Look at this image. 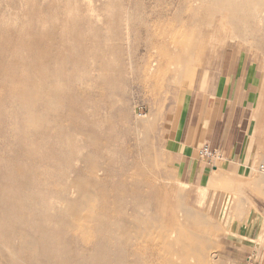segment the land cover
<instances>
[{"label": "rangeland", "instance_id": "1", "mask_svg": "<svg viewBox=\"0 0 264 264\" xmlns=\"http://www.w3.org/2000/svg\"><path fill=\"white\" fill-rule=\"evenodd\" d=\"M200 2L0 0V264H158L155 249L121 239L116 227L134 217L161 224L167 237L196 216L213 264H229L231 223L257 212L255 243L264 247V199L250 192L255 177L264 190L258 164L218 158L205 164L206 184L185 182L161 131L178 102L213 103L219 63L236 54L233 76L220 77L222 103L256 90L246 129L261 127L264 140V6L206 20ZM227 115L211 122L232 121ZM76 183L95 198L97 223L65 213ZM181 210L192 216L179 223Z\"/></svg>", "mask_w": 264, "mask_h": 264}, {"label": "crops", "instance_id": "2", "mask_svg": "<svg viewBox=\"0 0 264 264\" xmlns=\"http://www.w3.org/2000/svg\"><path fill=\"white\" fill-rule=\"evenodd\" d=\"M237 59L236 54L229 56L227 64L221 59L219 75L214 83L215 96L212 104L209 102L210 97L206 103L204 97L199 100L201 96L198 95L191 105L190 97L186 102H178L173 110L166 112L161 122L164 138L176 155L174 161L176 174L185 182L198 184L208 182L210 173L205 164L209 162L198 156V149L202 144H207L219 153L221 163L237 164L238 167L249 170L258 164L256 170L264 171V140L260 138L262 128L257 127L254 130L251 126L250 129H246L248 119L252 120L257 112L256 100H253L256 90L254 93L249 92L245 99L234 96L226 103H222L223 91L226 89L220 77L233 76L237 69ZM234 91L246 92L247 88L246 86L238 88L236 85ZM248 105L251 107L250 115ZM225 114H229L227 116L231 117L232 121L211 122L212 117L219 115L222 118ZM206 119L210 121L208 127L205 125ZM239 184L238 189L243 186L242 183ZM250 184L252 189L250 192L264 199V190L259 178H253ZM259 215L253 212L251 215L239 216L238 218H242L240 222L231 223L230 234L234 236V242L231 240L232 248L226 256L229 264H264V247L255 243L258 236L256 230L258 228L255 226L258 224Z\"/></svg>", "mask_w": 264, "mask_h": 264}, {"label": "bare ground", "instance_id": "3", "mask_svg": "<svg viewBox=\"0 0 264 264\" xmlns=\"http://www.w3.org/2000/svg\"><path fill=\"white\" fill-rule=\"evenodd\" d=\"M189 2V1H188ZM198 3V2H197ZM263 7L264 0H201L199 7H203L206 13V20L209 19V16L212 15L214 12H220L224 16L228 18V20L232 17L238 18L239 13L242 15L244 14L245 9L254 10L256 7ZM156 11V10H154ZM241 11V12H239ZM170 12V11H169ZM155 13V12H154ZM203 13V12H202ZM157 14V13H156ZM162 14V13H161ZM263 14V13H262ZM241 15V16H242ZM261 15V14H260ZM164 17V16H163ZM263 16L261 15L259 20L262 19ZM98 19V18H97ZM243 19V18H242ZM245 19V18H244ZM227 21V20H226ZM58 22V21H57ZM127 22V21H126ZM141 24V23H140ZM262 24V23H261ZM171 25V24H170ZM155 26V24H154ZM157 26V25H156ZM169 26V25H168ZM250 28H252L250 26ZM148 30V29H147ZM177 31V30H176ZM252 31V30H251ZM161 32V31H160ZM163 32V31H162ZM179 34V33H178ZM158 35V34H157ZM169 35V34H168ZM173 35V34H172ZM183 35V34H182ZM260 35V34H259ZM160 36V35H159ZM163 36V35H162ZM264 36V35H263ZM169 37V36H168ZM233 37V36H232ZM161 38V37H160ZM175 38V36H174ZM190 38V37H189ZM188 38V39H189ZM179 39V38H178ZM259 39V38H258ZM186 40V39H185ZM179 41V40H178ZM188 41V40H187ZM175 41H173L174 43ZM176 44V43H175ZM191 47V46H190ZM186 56V55H185ZM171 57V56H170ZM177 61V60H176ZM173 62V61H172ZM184 64V62H183ZM187 64V63H186ZM174 65H176L174 63ZM180 65V64H179ZM178 65V66H179ZM188 65V64H187ZM190 65V64H189ZM148 66V65H147ZM172 66V65H171ZM182 66H179L180 70ZM173 66L172 68H174ZM186 67V66H184ZM176 68V67H175ZM185 69V68H184ZM189 69V66H188ZM186 70V69H185ZM147 71V70H146ZM161 71V70H160ZM105 72V71H104ZM187 72V71H186ZM52 73V72H51ZM177 73V72H176ZM184 73V72H183ZM153 75V74H152ZM82 84V83H81ZM89 85V84H88ZM101 85V84H100ZM102 87V86H100ZM81 90V89H80ZM24 101V100H23ZM121 107V106H120ZM90 108V107H89ZM66 112V111H65ZM64 112V113H65ZM71 112V111H70ZM74 112V111H73ZM125 113V112H124ZM106 117H108L106 115ZM71 123V122H70ZM101 127V126H100ZM91 128V127H90ZM91 132V131H90ZM90 134V133H89ZM93 134V133H92ZM95 134V133H94ZM87 136V135H86ZM96 137V136H95ZM101 140V139H100ZM88 141H86L87 143ZM101 142V141H99ZM94 143V142H93ZM94 147V144H93ZM96 147V146H95ZM100 147V146H99ZM95 148H93L94 150ZM97 150V149H96ZM91 152V150H90ZM85 153V152H84ZM88 154V152H87ZM85 153V155H87ZM88 156V155H87ZM106 157V156H105ZM91 159V158H90ZM81 161V160H80ZM87 163H85L86 165ZM81 167V166H80ZM88 169L94 171L95 169V161L89 160ZM105 167V166H104ZM125 167V166H124ZM84 170L86 169L84 166L81 167ZM133 168V167H132ZM69 169V168H68ZM79 169V168H78ZM110 169V168H109ZM136 169V168H135ZM103 170V169H102ZM87 171V170H85ZM84 171V172H85ZM131 171V170H130ZM79 172V171H78ZM89 172V171H88ZM109 172V170L107 171ZM137 172V171H136ZM134 172V173H136ZM95 173V172H94ZM106 173V172H105ZM131 173V172H130ZM128 173V174H130ZM132 174L136 176L135 174ZM107 175V174H106ZM110 175V174H108ZM117 175V174H116ZM120 176V174H118ZM101 175H99L100 177ZM111 176V175H110ZM115 176V175H114ZM129 176V175H128ZM25 177V176H24ZM104 177V176H103ZM109 176H107L108 178ZM138 177V176H137ZM90 178V177H89ZM123 178V177H122ZM152 178V177H151ZM103 179V178H101ZM117 179V178H116ZM115 179V180H116ZM130 179V178H129ZM87 180V179H86ZM119 180V178H118ZM125 180V179H124ZM80 182V181H79ZM104 182V181H103ZM30 184V182H28ZM82 183V182H81ZM76 183L75 189L77 192V197L72 200V202L68 203L69 205L65 209V213H70L76 221H79V225H83L84 222H94L97 223L99 219L98 215L94 213V204L96 202L95 198L91 196L87 188L81 184ZM109 183V182H108ZM125 183V182H123ZM109 185V184H108ZM126 185V184H125ZM117 186V185H116ZM110 187V186H109ZM108 187V188H109ZM140 187V186H139ZM113 188V187H112ZM116 188V187H115ZM144 188V187H143ZM110 189V188H109ZM108 189V190H109ZM145 189V188H144ZM72 190V189H71ZM91 190V189H90ZM112 190V189H111ZM120 190V189H119ZM130 190V188H129ZM113 191V190H112ZM117 192V190H115ZM75 192V193H76ZM114 192V191H113ZM130 192V191H129ZM128 192V193H129ZM112 193V192H111ZM110 194V192H109ZM120 194V193H118ZM144 194V193H143ZM31 195V194H30ZM115 195V194H114ZM121 196V195H119ZM115 197V196H114ZM105 198V196H104ZM112 201V197H110ZM116 198V197H115ZM119 199V197L117 196ZM103 199V198H102ZM109 199V198H108ZM117 201V199H115ZM153 202V200H151ZM110 201H108L109 203ZM39 203V202H38ZM123 203V202H122ZM121 203V205H122ZM67 204V202H66ZM109 204H113L112 202ZM156 204V203H155ZM114 205V204H113ZM154 205V203H153ZM116 206V205H115ZM120 206V205H119ZM155 206V205H154ZM122 207V206H121ZM153 207V206H152ZM151 207V209H152ZM113 208V207H112ZM115 209V208H114ZM113 209V210H114ZM64 210V209H63ZM120 210V209H119ZM112 212V211H111ZM182 214L179 216V221H184L189 219L192 214L186 210H181ZM154 213V211H153ZM52 214V213H51ZM155 214V213H154ZM112 216V213H111ZM115 218V217H114ZM123 218V217H122ZM61 219V218H59ZM73 219V221H74ZM126 219V218H125ZM124 219V220H125ZM123 220V219H122ZM62 221V220H61ZM65 221V220H63ZM180 223V222H179ZM57 224V223H56ZM68 224V223H67ZM65 224V226L67 225ZM89 224V223H88ZM87 224V225H88ZM201 223L196 216H193V222L190 224H176L169 231L167 232L166 237V230L165 228L156 222H151L148 219L134 217L132 220L129 221L127 226L119 225L116 229L119 232L121 239L125 240L126 243H134L138 244V242H142L145 245H148L152 249L156 250V260L158 264H213L214 261L210 259V249H212V242L203 236V230H201ZM70 225V224H69ZM68 225V226H69ZM85 225V226H87ZM77 226V225H76ZM84 226V227H85ZM67 227V226H66ZM78 227V226H77ZM81 227V226H79ZM83 227V226H82ZM81 229H85V228ZM93 227V226H92ZM68 228V227H67ZM75 228V227H73ZM94 228V227H93ZM99 229V227H97ZM81 229H78L79 231ZM87 229V228H86ZM70 230V228H69ZM90 230V229H89ZM78 231V232H79ZM88 231V230H87ZM86 232V231H85ZM93 232V230H92ZM82 233V230H81ZM89 232H87L88 234ZM94 233V232H93ZM77 234V233H76ZM80 234V233H79ZM22 235V234H21ZM82 235V234H81ZM85 235V233H84ZM95 235V233H94ZM98 235V234H97ZM100 235V234H99ZM24 236V235H23ZM80 235H78L79 238ZM103 236V235H102ZM18 237V236H17ZM75 237V236H74ZM81 237V236H80ZM85 236L81 237L84 238ZM89 237V236H87ZM108 237V236H107ZM110 237V236H109ZM90 238V237H89ZM88 238V239H89ZM97 238V237H96ZM20 239V237H19ZM86 239V238H85ZM83 239V241L85 240ZM93 237H91V240ZM82 240V239H80ZM98 240V239H97ZM29 241V240H28ZM89 241V240H88ZM215 241V240H214ZM25 242V241H24ZM110 242V241H109ZM26 243V242H25ZM87 243V242H86ZM89 243V242H88ZM92 243V242H91ZM112 243V242H111ZM23 246V243H21ZM84 244V243H83ZM90 244V243H89ZM93 244V243H92ZM91 244V245H92ZM123 244V243H121ZM125 244V245H128ZM133 244V245H134ZM87 246V244H84ZM175 245V247H174ZM214 245V244H213ZM29 247V246H28ZM89 247V246H88ZM87 247V248H88ZM92 247V246H91ZM112 247V245H111ZM129 247V246H128ZM131 247V246H130ZM113 248V247H112ZM126 248V246H125ZM90 249V248H89ZM124 249V248H123ZM131 249V248H130ZM132 251H134V247H132ZM138 249V248H137ZM91 251V250H90ZM126 251V250H125ZM137 251V250H136ZM142 251V250H141ZM152 251V250H151ZM135 252V251H134ZM129 253V252H128ZM143 257V252H140ZM139 253V254H140ZM151 254V252H149ZM127 254V253H126ZM147 254V253H146ZM86 255V252H85ZM125 255V254H124ZM132 255V254H131ZM74 256V255H73ZM127 256V255H126ZM137 256V255H136ZM140 256V257H141ZM146 256V255H145ZM30 257V256H29ZM31 258V257H30ZM151 258V257H150ZM8 259V258H7ZM6 259V261H7ZM25 259V258H24ZM33 259V258H32ZM136 259V257H135ZM144 259V258H143ZM142 259V260H143ZM213 259V258H212ZM147 260V259H146ZM151 260V259H150ZM139 261V259H138ZM144 261V260H143ZM27 262V261H26ZM129 262V261H128ZM132 262V261H131ZM141 262V261H140ZM150 262V261H149ZM153 262V260H152ZM32 263V262H31ZM134 263V261H133ZM146 263V262H145ZM215 263V262H214ZM128 264V263H127ZM147 264V263H146ZM151 264V263H150ZM155 264V263H153Z\"/></svg>", "mask_w": 264, "mask_h": 264}, {"label": "built area", "instance_id": "4", "mask_svg": "<svg viewBox=\"0 0 264 264\" xmlns=\"http://www.w3.org/2000/svg\"><path fill=\"white\" fill-rule=\"evenodd\" d=\"M198 156L210 162L214 159H218L220 154L212 150L207 144H202V146L198 149Z\"/></svg>", "mask_w": 264, "mask_h": 264}]
</instances>
